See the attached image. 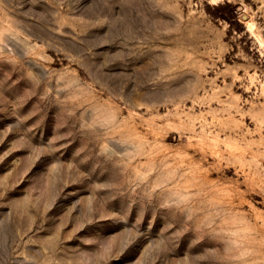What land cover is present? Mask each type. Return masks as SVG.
Segmentation results:
<instances>
[{
    "label": "rangeland",
    "instance_id": "obj_1",
    "mask_svg": "<svg viewBox=\"0 0 264 264\" xmlns=\"http://www.w3.org/2000/svg\"><path fill=\"white\" fill-rule=\"evenodd\" d=\"M0 264H264V0H0Z\"/></svg>",
    "mask_w": 264,
    "mask_h": 264
}]
</instances>
